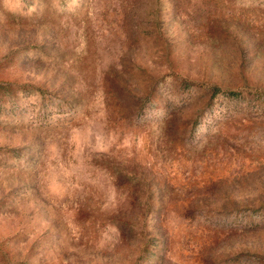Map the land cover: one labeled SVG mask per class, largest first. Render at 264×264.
Segmentation results:
<instances>
[{"label": "rangeland", "instance_id": "1", "mask_svg": "<svg viewBox=\"0 0 264 264\" xmlns=\"http://www.w3.org/2000/svg\"><path fill=\"white\" fill-rule=\"evenodd\" d=\"M0 264H264V0H0Z\"/></svg>", "mask_w": 264, "mask_h": 264}]
</instances>
